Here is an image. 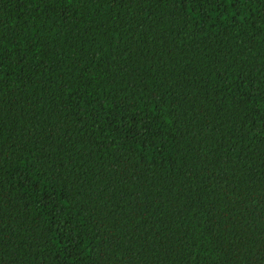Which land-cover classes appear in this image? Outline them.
Listing matches in <instances>:
<instances>
[{"label":"trees","instance_id":"obj_1","mask_svg":"<svg viewBox=\"0 0 264 264\" xmlns=\"http://www.w3.org/2000/svg\"><path fill=\"white\" fill-rule=\"evenodd\" d=\"M0 264H264V0H0Z\"/></svg>","mask_w":264,"mask_h":264}]
</instances>
